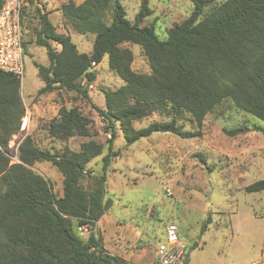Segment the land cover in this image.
Returning a JSON list of instances; mask_svg holds the SVG:
<instances>
[{
	"label": "trees",
	"instance_id": "obj_1",
	"mask_svg": "<svg viewBox=\"0 0 264 264\" xmlns=\"http://www.w3.org/2000/svg\"><path fill=\"white\" fill-rule=\"evenodd\" d=\"M35 1L24 0L22 27L25 7L31 8ZM191 1L192 13L171 26L165 39L153 24H143L152 14L149 0L141 1L133 20L127 18L122 0L64 1L59 9L65 23L79 34L95 35L89 53L78 49L70 33L57 32L48 13L39 7L28 10L29 17L37 19L34 44L45 47L49 58L48 65L34 62L44 82L38 94L65 90L88 98V84L97 78L96 66L105 57L124 84L104 91L105 107L98 110L112 136L101 172L93 175L90 163L105 146L92 138L90 119L77 106L63 105L53 118L34 122L41 120L49 136L64 142L74 136L89 137L79 150L41 148L28 133L13 161L9 144L15 135L25 133L21 127L26 106L21 79L0 69V264H134L107 249L94 231L113 204L106 196V183L112 160L120 155L113 148L117 124L127 145L156 132L193 138L202 134L207 114L225 100L264 122V0ZM2 3L0 0V7ZM127 43L142 48L150 73L133 69V53L124 46ZM23 47L25 58L30 45L24 39ZM83 80L86 86L81 84ZM153 113L169 120L153 121L140 129L133 126V121ZM186 113L196 129L180 124ZM248 130L247 125L224 129L230 136ZM41 161L51 162L61 172V195L33 169ZM88 176L92 181L86 187L83 180ZM245 190H264V179ZM79 226L88 227L87 237L80 235ZM179 264H189L187 245Z\"/></svg>",
	"mask_w": 264,
	"mask_h": 264
},
{
	"label": "rangeland",
	"instance_id": "obj_2",
	"mask_svg": "<svg viewBox=\"0 0 264 264\" xmlns=\"http://www.w3.org/2000/svg\"><path fill=\"white\" fill-rule=\"evenodd\" d=\"M56 1L60 5L67 0ZM141 1L122 0L128 19H134ZM149 5L152 14L143 24H153L162 39L167 37L171 26L185 20L194 9L191 0H149ZM33 9L26 6L22 16V19L25 17L24 43L30 47L38 27L37 19L29 17ZM209 10L207 8L205 13ZM65 27L71 29L72 40L81 52L92 50L94 34H79L69 23ZM124 46L133 53V69L150 73L151 67L142 48L138 44ZM39 50L34 62H49L46 48L40 46ZM31 56L30 51L25 53V74L21 80L22 98L26 103L21 129L25 133L15 135L10 141L13 152L9 154L13 161L17 160L21 139L28 133L38 146L51 151H60L65 146L79 150L82 142L89 139L74 136L64 142L49 136L41 120L30 124L28 101L36 102L40 98L42 94L36 92L43 84ZM96 70L97 78L94 87L88 88V98L65 90L50 92L54 93L57 114L63 105L79 107L90 119L92 138L104 144V152L90 163L93 175L101 172L102 157L112 134L98 110L105 107L104 91L124 84V80L110 70L107 57ZM84 82L81 84L86 86ZM38 118L49 120L53 116ZM160 120L169 118L153 113L133 121V126L140 129ZM180 124L186 129L197 128L188 113ZM241 125H247L249 130L237 136L224 131ZM263 129L264 122L237 108L230 100L223 101L207 114L202 134L193 138L156 132L150 138L127 145L117 124L113 148L119 149L120 155L113 158L106 183V196L113 204L94 231L102 237L107 249L118 247L128 251L134 264H155L153 251L165 240V224L173 220L189 248V264H264V190L252 193L245 190L247 185L264 179ZM33 169L49 180L56 195L62 194L63 176L56 166L41 161ZM91 181L88 176L83 184L88 187Z\"/></svg>",
	"mask_w": 264,
	"mask_h": 264
},
{
	"label": "built area",
	"instance_id": "obj_3",
	"mask_svg": "<svg viewBox=\"0 0 264 264\" xmlns=\"http://www.w3.org/2000/svg\"><path fill=\"white\" fill-rule=\"evenodd\" d=\"M24 0H3L0 7V69L16 74L21 80L25 74L23 27L21 20ZM95 65V63L93 62ZM86 83V82H84ZM93 83L88 84L92 88ZM112 134H109L111 138ZM81 236L89 232L87 226H80ZM186 248L180 237L176 222L168 221L165 226V240L156 249L158 264H179Z\"/></svg>",
	"mask_w": 264,
	"mask_h": 264
},
{
	"label": "crops",
	"instance_id": "obj_4",
	"mask_svg": "<svg viewBox=\"0 0 264 264\" xmlns=\"http://www.w3.org/2000/svg\"><path fill=\"white\" fill-rule=\"evenodd\" d=\"M30 7L31 8L39 7L42 12L48 13L50 20L56 26L57 32L72 34L71 31L65 27V24H66L65 19L62 15L61 10L59 9L60 5L57 3L56 0H36L35 3L31 4ZM39 47L40 46L33 44L29 48V51L32 54L31 58H32L33 63H34V60H37L36 53L37 52L40 53ZM40 63L44 64V65L49 64V62L42 63L41 61H40ZM43 85H44V82L38 88V90L41 87H43ZM36 93H38V91ZM53 97H54V93L52 94L49 92L48 94H42L36 102L35 101L31 102L30 100L28 101V121L30 122V124L33 123L34 119H36L38 117L48 118V117H52V116L54 117L57 115V109H56L55 102H53ZM110 251L114 252V253H122L121 255H123L125 258L132 261V255L129 254L128 251H122L118 247L111 248ZM153 252H154L153 258L155 261L156 249Z\"/></svg>",
	"mask_w": 264,
	"mask_h": 264
}]
</instances>
